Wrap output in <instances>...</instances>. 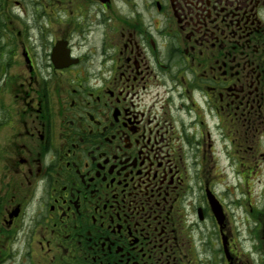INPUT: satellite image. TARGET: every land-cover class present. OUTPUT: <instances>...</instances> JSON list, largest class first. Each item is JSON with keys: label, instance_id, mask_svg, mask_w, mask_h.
Segmentation results:
<instances>
[{"label": "flooded vegetation", "instance_id": "flooded-vegetation-1", "mask_svg": "<svg viewBox=\"0 0 264 264\" xmlns=\"http://www.w3.org/2000/svg\"><path fill=\"white\" fill-rule=\"evenodd\" d=\"M0 264H264V0H0Z\"/></svg>", "mask_w": 264, "mask_h": 264}, {"label": "rangeland", "instance_id": "rangeland-1", "mask_svg": "<svg viewBox=\"0 0 264 264\" xmlns=\"http://www.w3.org/2000/svg\"><path fill=\"white\" fill-rule=\"evenodd\" d=\"M244 220V217L243 216H239L237 215L236 213L233 214V217H232V222L234 224V229L236 228V226L238 225V230H241L243 229L242 228V222Z\"/></svg>", "mask_w": 264, "mask_h": 264}]
</instances>
